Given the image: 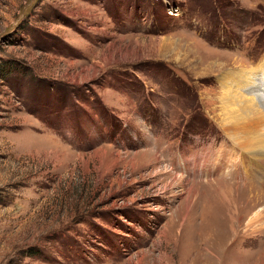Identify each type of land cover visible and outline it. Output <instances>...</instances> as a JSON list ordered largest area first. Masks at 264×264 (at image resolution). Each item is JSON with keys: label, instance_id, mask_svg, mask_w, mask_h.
Returning a JSON list of instances; mask_svg holds the SVG:
<instances>
[{"label": "rangeland", "instance_id": "rangeland-1", "mask_svg": "<svg viewBox=\"0 0 264 264\" xmlns=\"http://www.w3.org/2000/svg\"><path fill=\"white\" fill-rule=\"evenodd\" d=\"M236 68L264 81V0H0V264H264Z\"/></svg>", "mask_w": 264, "mask_h": 264}, {"label": "bare ground", "instance_id": "bare-ground-1", "mask_svg": "<svg viewBox=\"0 0 264 264\" xmlns=\"http://www.w3.org/2000/svg\"><path fill=\"white\" fill-rule=\"evenodd\" d=\"M262 67L263 66H260L258 71L263 69ZM251 72H252L251 70H245L244 68H240V69L236 68L233 69V72H229L228 74H226L225 82L220 83L221 99L222 101L224 100L230 102L231 104H234V107L238 105L240 109V112L238 111V113L241 114L231 117V119L233 120V123H231L232 128L229 127L230 130L227 131L229 133L228 136L231 138L230 140L233 142L234 148L236 150H240L241 152L248 153L249 156H251V162L252 160L258 162L260 161V159H262V156L264 155V135L259 133L260 122L261 123L264 122V94L260 93L261 82L259 80L261 79L263 84L264 81L262 78H258L257 75H253ZM231 78L232 80L228 81ZM238 116H240L239 120H238L239 118ZM230 155L231 153L229 154V156ZM214 160L216 161L213 164L207 161L206 163H203L205 164V168L203 167L200 168L199 170L197 169L196 173L200 175L202 174L204 177L208 178L211 177L214 169L215 170L218 169L220 171L221 167H220V163L218 162V159L215 157ZM240 160H244V159H240ZM220 161H224V160L222 159ZM242 162L240 161L239 163L243 164ZM191 165L192 163L188 165L187 169H185L184 172H190ZM236 166L237 165L229 166V168L227 169L228 171H226L227 174L228 173L230 174L231 168H236ZM241 168L246 172L245 170L246 167L244 166V164L241 165ZM238 174L240 173L235 174L234 176L235 180H238V178L240 177L238 176ZM167 175H169L168 178H172L173 184H179L181 182H184V179L182 177H173V174L171 172H169ZM207 181L213 182V179L210 180L207 179Z\"/></svg>", "mask_w": 264, "mask_h": 264}]
</instances>
